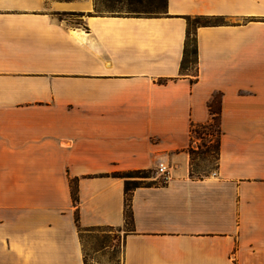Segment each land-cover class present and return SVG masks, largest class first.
<instances>
[{"label":"crops","instance_id":"1","mask_svg":"<svg viewBox=\"0 0 264 264\" xmlns=\"http://www.w3.org/2000/svg\"><path fill=\"white\" fill-rule=\"evenodd\" d=\"M217 99L216 167L197 174L191 128ZM159 163L169 181L131 192L122 264H264V0H167L154 16L0 0V264H86L81 229L126 225L114 174Z\"/></svg>","mask_w":264,"mask_h":264},{"label":"trees","instance_id":"2","mask_svg":"<svg viewBox=\"0 0 264 264\" xmlns=\"http://www.w3.org/2000/svg\"><path fill=\"white\" fill-rule=\"evenodd\" d=\"M119 3H126L129 6L130 14H134L136 16H154L161 14V12L166 11L167 0H94V10L97 13H101L102 11H114L113 9L116 8V5ZM165 10L161 11L162 9ZM76 15H82L80 13H75ZM194 23L193 26L198 24H214L217 20L211 17H196L193 19ZM180 71L182 74H188L193 77L191 81L194 82L197 76V42L195 32L189 29L187 33V39L185 41V47L183 52V58L181 61ZM210 111H211V119L209 122L201 125H195L191 128V134L193 136V132L200 133L197 129L198 127H207L211 126L213 123L217 125L218 130V142L217 147L219 151V144H220V136H221V128H220V107H219V100H213L210 104ZM191 154H193V145L189 148ZM152 169H135L129 171H122L116 172L114 175L118 177H122L125 179V190H126V209H125V216H126V223L132 224V210H131V192L132 190L140 186L142 184H150V183H162L156 182L154 180L146 181L148 178L152 177L153 174ZM71 187H72V195L73 199L77 201V181L75 179L70 180ZM81 232H84L81 229Z\"/></svg>","mask_w":264,"mask_h":264},{"label":"rangeland","instance_id":"3","mask_svg":"<svg viewBox=\"0 0 264 264\" xmlns=\"http://www.w3.org/2000/svg\"><path fill=\"white\" fill-rule=\"evenodd\" d=\"M161 11L165 10L163 7ZM114 11H102L101 13L130 14L126 3L116 5ZM95 11V10H94ZM96 12V11H95ZM162 13V12H161ZM194 20L191 21V24ZM200 133L193 132V172L207 174L213 172L218 158V130L217 125L198 127ZM154 176V175H152ZM154 180L153 177L146 181ZM131 228V224L122 228L95 227L81 232L86 264H122V244L125 230Z\"/></svg>","mask_w":264,"mask_h":264},{"label":"built area","instance_id":"4","mask_svg":"<svg viewBox=\"0 0 264 264\" xmlns=\"http://www.w3.org/2000/svg\"><path fill=\"white\" fill-rule=\"evenodd\" d=\"M156 178L161 182L166 183L170 179V172L168 167L164 163H159L158 167L153 171Z\"/></svg>","mask_w":264,"mask_h":264}]
</instances>
